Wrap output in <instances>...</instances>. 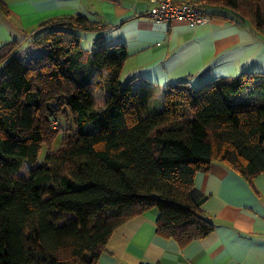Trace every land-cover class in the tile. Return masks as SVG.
<instances>
[{
  "label": "trees",
  "instance_id": "obj_1",
  "mask_svg": "<svg viewBox=\"0 0 264 264\" xmlns=\"http://www.w3.org/2000/svg\"><path fill=\"white\" fill-rule=\"evenodd\" d=\"M198 1L264 39V0ZM37 29L0 47V264H95L111 234L150 209L157 234L184 246L213 229L197 173L213 162L247 180L264 173V75L132 87L120 80L124 45L83 48L96 31L85 17ZM24 42L40 55L23 61Z\"/></svg>",
  "mask_w": 264,
  "mask_h": 264
},
{
  "label": "crops",
  "instance_id": "obj_2",
  "mask_svg": "<svg viewBox=\"0 0 264 264\" xmlns=\"http://www.w3.org/2000/svg\"><path fill=\"white\" fill-rule=\"evenodd\" d=\"M0 1L6 8L0 11V47L28 38L42 21L78 14L96 24L82 36L85 50L94 43L124 45L128 58L120 80L132 87L148 83L161 92L180 81L197 88L241 73L264 75V39L247 23L230 20L227 9H205L210 21L189 27L148 18L151 0ZM22 48L23 61L41 53L26 42ZM194 185L206 196L200 209L213 225L207 236L180 246L157 234L158 213L150 209L119 226L95 264H264V173L247 180L213 162L195 175Z\"/></svg>",
  "mask_w": 264,
  "mask_h": 264
},
{
  "label": "built area",
  "instance_id": "obj_3",
  "mask_svg": "<svg viewBox=\"0 0 264 264\" xmlns=\"http://www.w3.org/2000/svg\"><path fill=\"white\" fill-rule=\"evenodd\" d=\"M151 8L146 16L157 22L170 23L174 20H182L189 27L208 23L211 19L204 12L202 4L198 0L176 3L173 0H151Z\"/></svg>",
  "mask_w": 264,
  "mask_h": 264
},
{
  "label": "rangeland",
  "instance_id": "obj_4",
  "mask_svg": "<svg viewBox=\"0 0 264 264\" xmlns=\"http://www.w3.org/2000/svg\"><path fill=\"white\" fill-rule=\"evenodd\" d=\"M82 44H83V47H85L87 45V41L86 42L83 41ZM20 54H22V53H20ZM2 66L3 65H0V70H1ZM95 95H96L97 101H101L104 97V93L100 90H97L95 92ZM50 125L52 126L53 129H60L61 127L62 128H68L69 127V123H63V122H59V121L57 122V121L53 120L52 118H51V124ZM61 140H62V136L56 135V137L54 138V140L52 141V143L50 145V151L52 153H55L58 150V148L61 145ZM46 151H47V148H46V146L43 145V147L41 148V150L38 154V157H37L38 163L43 162ZM25 167L28 168L29 165L26 164Z\"/></svg>",
  "mask_w": 264,
  "mask_h": 264
}]
</instances>
